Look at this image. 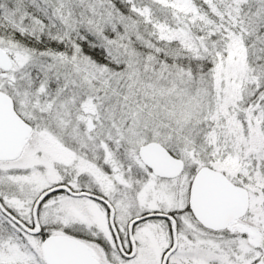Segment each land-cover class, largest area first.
I'll return each instance as SVG.
<instances>
[{"label": "rangeland", "instance_id": "374dc122", "mask_svg": "<svg viewBox=\"0 0 264 264\" xmlns=\"http://www.w3.org/2000/svg\"><path fill=\"white\" fill-rule=\"evenodd\" d=\"M255 2L224 41H198L209 63L189 68L164 60L150 44L134 47L104 33L115 15L101 0H0V48L11 59L8 71L0 69V90L32 124L19 157L0 161L3 204L30 222L44 188L93 189L113 206L127 248L132 217L172 212L177 246L167 264H264V0ZM82 28L105 48L110 65L84 55ZM43 33L51 48L38 44ZM30 35L34 46L23 41ZM146 141L172 147L185 163L181 174H152L137 154ZM203 165L248 191L246 213L224 231L202 228L188 208L190 181ZM2 219L0 264H47L41 236L21 230L14 238ZM38 220L46 233L88 236L96 264H160L172 242L169 222L150 217L133 226L135 255L123 257L108 209L83 194L54 192Z\"/></svg>", "mask_w": 264, "mask_h": 264}, {"label": "water", "instance_id": "95a60500", "mask_svg": "<svg viewBox=\"0 0 264 264\" xmlns=\"http://www.w3.org/2000/svg\"><path fill=\"white\" fill-rule=\"evenodd\" d=\"M11 67L8 53L0 48V69L6 72ZM31 125L14 109L11 96L0 90V161L14 160L22 152L23 143L31 133ZM137 154L142 163L152 174L163 178L177 177L184 169L181 157L172 154L157 141H146L139 145ZM64 191L73 195H86L105 204L108 209L109 226L115 235L117 246L122 251L119 237L113 221L114 208L101 195L73 190L68 184L59 183L43 190L34 201L31 214L33 227L19 223L29 234H37L40 226L37 222V209L50 193ZM248 191L245 187L231 181L222 171L207 165L199 167L194 173L189 187L188 208L194 219L210 230H222L241 218L247 211ZM3 212H9L0 205ZM154 216H161L170 221L172 245L165 252L161 264H166L169 255L176 249L177 232L175 218L168 212L152 211L136 216L128 223V234L132 240V226L137 221ZM134 248V246H133ZM42 256L47 264H96L97 259L91 245L68 234H48L41 242ZM130 254H124L130 257ZM264 260V255L262 257Z\"/></svg>", "mask_w": 264, "mask_h": 264}, {"label": "trees", "instance_id": "16d2710c", "mask_svg": "<svg viewBox=\"0 0 264 264\" xmlns=\"http://www.w3.org/2000/svg\"><path fill=\"white\" fill-rule=\"evenodd\" d=\"M101 1L115 15L113 29L107 27L103 30L104 33H116L134 47L150 44L151 49L164 60H176L189 68H199L202 65L206 67L209 63L206 59L207 53L202 51L198 41H224L228 32H236L238 25L246 20L247 15H252L250 12L255 7L258 8L255 0ZM10 34L14 39H18L15 32ZM80 35L81 39L78 38L77 42L84 55L96 59L101 64L110 65L105 48L98 44V39L83 28ZM40 38L38 44L51 48L54 43L52 37H46L43 33ZM23 41L27 46L35 44L33 35ZM186 42L195 47L194 51L192 47L184 44ZM166 148L178 156L172 147ZM82 189L99 194L93 189ZM68 233L82 237L75 231Z\"/></svg>", "mask_w": 264, "mask_h": 264}, {"label": "flooded vegetation", "instance_id": "af4514ba", "mask_svg": "<svg viewBox=\"0 0 264 264\" xmlns=\"http://www.w3.org/2000/svg\"><path fill=\"white\" fill-rule=\"evenodd\" d=\"M12 98V97H11ZM12 103H13V107H14V109H15V111L26 121V122H28L30 125H31V128H32V124L29 122V121H27L21 114H20V112L16 109V106H15V103H14V101H13V99H12ZM184 165H185V163H184ZM191 182V181H190ZM66 184V183H65ZM50 187H52V186H50ZM189 187H190V184H189ZM47 188H49V187H47ZM47 188H44L43 190H45V189H47ZM43 190H41L40 191V193L43 191ZM39 193V194H40ZM54 193V192H53ZM53 193H50L49 195H51V194H53ZM38 194V195H39ZM48 195V196H49ZM48 196H46L44 199H42V201L40 202V204L43 202V200H45ZM188 196H189V188H188ZM38 197V196H37ZM36 197V198H37ZM36 198H35V200H36ZM34 200V201H35ZM34 203V202H33ZM187 203H188V200H187ZM40 204H39V206H40ZM104 204V203H103ZM0 205L2 206V207H4L8 212H9V214H7V213H5V212H3L2 210H1V208H0V216H1V218H3L2 219V225H3V223L5 222V218L8 220V221H10V223L12 224V228L10 229L11 230V232H13L14 233V238L15 237H17V232H19L20 233V231L21 230H23L24 232H26L24 229H23V227L19 224V223H17L16 221L17 220H20L24 225H26V226H28V227H33V218H32V214H31V221L30 222H28V221H26V220H24L23 218H21V217H19L10 207H7L6 205H4L3 204V202H2V198H1V195H0ZM105 205V204H104ZM39 206H38V209H39ZM38 209H37V222H38V224H39V226H40V231L37 233V234H30V235H39V236H41V242H42V240H43V238L46 236V235H48V234H50V233H46L44 230H43V228H42V226L40 225V223H39V220H38ZM152 212V211H151ZM168 213H170L174 218H175V216H174V214L172 213V212H168ZM246 213V212H245ZM143 214V213H142ZM134 217H136V216H134ZM134 217H132V218H134ZM131 218V219H132ZM148 218H150V217H148ZM242 218V217H241ZM241 218H239V219H237L236 221H238V220H240ZM130 219V220H131ZM145 219H147V218H145ZM130 220L128 221V223L130 222ZM142 220H144V219H142ZM167 220V219H166ZM139 221H141V220H139ZM168 222H169V224H170V221L169 220H167ZM235 221V222H236ZM175 222H176V219H175ZM197 222V221H196ZM234 222V223H235ZM128 223H127V226H126V230H127V239H128V248L126 247V246H124V244H123V242H122V239H121V236H120V234H119V232H118V230H117V227L115 226V229H116V232H117V235H118V237H119V240H120V244H121V248H122V251L123 252H121V250L118 248V246H117V241H116V238H115V235H114V233L112 232V230H111V228H110V230H111V233H112V235H113V238H114V241H115V245H116V248H117V251H118V253L120 254V255H122L123 257H126L124 254H130L132 251H133V253H132V255L130 256V257H126V258H131V257H133L134 255H135V242L133 241V238H132V240L129 238V234H128ZM136 223H138V221L136 222ZM135 223V224H136ZM198 223V222H197ZM135 224H133V226L135 225ZM199 224V223H198ZM231 224H233V223H231ZM231 224H229V225H231ZM202 228H204V229H206V230H209V231H211V232H220V231H224L225 229H227L228 228V226L225 228V229H222V230H217V231H214V230H210V229H207V228H205V227H203L201 224H199ZM133 226H132V231H133ZM169 227H170V225H169ZM77 234H80L82 237H78V236H75V235H71V234H69L68 232L66 233V234H68V235H71V236H73V237H76V238H78V239H80V240H82V241H84L85 243H87V244H89V245H91L87 240V238H88V236H87V238H85V237H83V235H82V232L80 231V230H74ZM131 231V232H132ZM176 232H177V222H176ZM27 233V232H26ZM170 233H171V238H172V232H171V229H170ZM27 234H29V233H27ZM173 240V239H172ZM171 245H172V242H171ZM171 245L164 251V253H163V255L165 254V252L171 247ZM92 246V245H91ZM133 246H134V248H133ZM93 247V246H92ZM40 248H41V244H40ZM94 249V248H93ZM41 254H42V252H41ZM94 254H96L95 253V249H94ZM172 254V253H171ZM163 255H162V258H163ZM170 256V255H169ZM95 257H96V255H95ZM262 257H263V255H262ZM262 257H261V259H262ZM168 259H169V257H168ZM168 259H167V263H168ZM263 260V259H262ZM161 262H162V259H161ZM166 263V264H167ZM161 264V263H160Z\"/></svg>", "mask_w": 264, "mask_h": 264}]
</instances>
